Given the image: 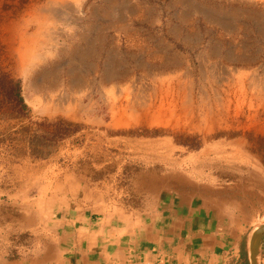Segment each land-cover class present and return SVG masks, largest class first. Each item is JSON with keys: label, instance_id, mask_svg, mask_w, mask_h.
Masks as SVG:
<instances>
[{"label": "rangeland", "instance_id": "rangeland-1", "mask_svg": "<svg viewBox=\"0 0 264 264\" xmlns=\"http://www.w3.org/2000/svg\"><path fill=\"white\" fill-rule=\"evenodd\" d=\"M171 193L264 224V0H0V264Z\"/></svg>", "mask_w": 264, "mask_h": 264}, {"label": "crops", "instance_id": "crops-1", "mask_svg": "<svg viewBox=\"0 0 264 264\" xmlns=\"http://www.w3.org/2000/svg\"><path fill=\"white\" fill-rule=\"evenodd\" d=\"M221 212L181 193L158 197L150 212L120 227L97 224L85 211L62 210L50 223L58 255L40 262L250 264L251 234ZM257 257L264 264V233Z\"/></svg>", "mask_w": 264, "mask_h": 264}, {"label": "water", "instance_id": "water-1", "mask_svg": "<svg viewBox=\"0 0 264 264\" xmlns=\"http://www.w3.org/2000/svg\"><path fill=\"white\" fill-rule=\"evenodd\" d=\"M263 233H264V224L258 226L251 234L250 247H249L250 264H259L257 260L258 246Z\"/></svg>", "mask_w": 264, "mask_h": 264}]
</instances>
